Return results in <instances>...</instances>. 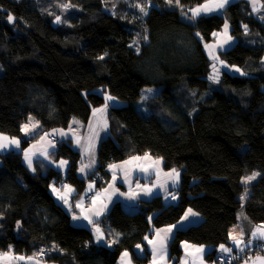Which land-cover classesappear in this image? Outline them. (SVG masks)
<instances>
[{
  "label": "trees",
  "instance_id": "1",
  "mask_svg": "<svg viewBox=\"0 0 264 264\" xmlns=\"http://www.w3.org/2000/svg\"><path fill=\"white\" fill-rule=\"evenodd\" d=\"M50 1L0 0V134L20 138L31 117L41 133L66 129L73 119L86 124L104 103L97 93L103 88L127 105L107 112V135L88 178L101 171L106 182L103 164L147 154L161 159L164 170L180 172L178 202L165 205L157 196L140 201L133 213L115 203L101 221L115 241L110 247L96 245L88 229L71 225L69 213L50 192L52 179L78 191L85 186L77 176L81 155L70 141L55 138L50 157L68 161L65 174L39 160L30 170L20 152L0 154V253L38 260L43 246L45 262L117 264L129 251L135 264H147L149 253L140 258L133 248L143 243L149 216L154 214L151 224L161 228L191 209L202 222L176 230L169 245L176 261L181 242L228 244L239 209L245 227L264 225V17H256L246 0L192 23L181 19L180 10L208 0H137L153 4L143 19L108 11L120 0H60L77 11L56 23ZM226 24L235 43L218 52V59L240 71H223L214 81L208 77L205 45ZM147 87L158 94L145 99L147 113H141L132 103ZM254 173L259 175L246 186L244 178ZM243 251L264 255V243L256 241Z\"/></svg>",
  "mask_w": 264,
  "mask_h": 264
},
{
  "label": "crops",
  "instance_id": "2",
  "mask_svg": "<svg viewBox=\"0 0 264 264\" xmlns=\"http://www.w3.org/2000/svg\"><path fill=\"white\" fill-rule=\"evenodd\" d=\"M214 1L216 3L218 2V0ZM246 1L248 2V0ZM211 2L209 1L208 3ZM230 2L228 1V3ZM222 9L223 8H218L217 10ZM206 14H214V12H209ZM230 43L234 44L235 41L231 40ZM212 54H214L212 58L208 56L210 61H214L215 59L219 60L218 53H216V51H213ZM222 65L224 67L223 69L228 68V66L224 63H222ZM225 71L239 74V71H236V69L224 70V72ZM99 114L101 120H103V116L106 119L107 109L103 112H99ZM99 114H94L92 111V115L86 124H82L77 120H72L69 124L72 126L70 130L60 131L62 129H55L47 133L49 136H54L57 141H70L72 148L79 152L84 162V159L87 160L88 158V150L91 144L94 143L96 134H98L101 138H104L107 135V123L105 120H103L104 130H102V128L99 126ZM30 119L31 118H29L22 125V136L20 138L8 137L6 135L0 134V137L8 138L6 140L0 139V143L7 145L6 147L0 148V154L8 153L10 151L20 152L24 165L30 170H33L34 163L39 160L61 174H65L69 166L68 161L63 159L53 161L51 159L50 155L55 149V142L48 140L47 136L41 135L39 122ZM25 125H28L29 128L27 132L24 130ZM13 139L19 141V147L10 143V141ZM24 139H31L26 147H22L21 145ZM98 145L99 143L97 141V146ZM97 146H95L96 155L98 151ZM25 151L28 152L31 158V167L29 166L28 161L25 159ZM61 161H66V163L61 166ZM111 165H116V167L112 168L110 167ZM111 165L107 167L105 171L107 176L106 183L100 187L93 179H90V177L88 178V176L92 175L98 166L97 157L93 158V160L89 163H86V168L81 165L77 169L78 178L85 180V186L82 191H78L71 185H69L67 188H61L54 185L53 187H50V192L55 201L69 213L71 225L88 229L91 232L93 242L96 245H105L108 247L113 244L115 238L113 236L107 235L105 227L101 224V221L109 214L112 206L115 203H120L124 210L130 213L137 211L140 201H149L157 196L162 198L165 205H174L178 202V195L176 191L180 183L179 171L175 170L174 173L173 169L164 170L161 159L154 158L147 154L132 156L125 159L124 161L112 163ZM82 167H84L83 172L81 171ZM177 173L178 176L176 175ZM87 195L92 196L89 205H87L85 202V197ZM173 197H175V199H173ZM65 200H67V203H65ZM78 204L79 207L77 206ZM188 210L189 209L185 210L182 217L176 223L161 228H154L151 224L154 214L149 216L147 219V230L145 235L147 239L144 237L143 243L139 244L140 247L135 246L133 248L134 254L142 258L145 253L148 252L149 262L147 264H216L215 260L208 259V256L213 252H216V254H224L225 252L221 251L220 246H198L187 242H181L179 247L182 254L179 259L175 261V259L170 258L169 245L176 230L186 229L202 222L201 215L193 210L192 212L196 213V215L189 214L187 217H185V214L188 212ZM97 213H99V215H97ZM85 217H88V219H85ZM237 222L238 221H236L235 225ZM235 225L230 228L229 233L236 232L235 228L237 226L233 229ZM245 228L247 233L248 228ZM97 229H99V232H97ZM169 229L170 231H168ZM98 236L100 237L99 239ZM242 239L246 241L248 239V235H244ZM231 240L232 239L229 236V243L227 245L232 247V253L227 255L224 254L226 256H232L234 252H242L241 248L237 247L234 243L230 244ZM249 247L250 245L245 247L243 250H246ZM200 248L203 249V252L196 251V249ZM153 249H155V252ZM4 253H7V255H2ZM4 253H0V264H43L39 262V260H37L33 255L14 254L11 252ZM124 253H127V256H125ZM19 257H24L25 259L21 260ZM28 257H33V259L29 260L27 259ZM46 264L51 263L49 262ZM117 264H135L132 260L131 252H122L117 260Z\"/></svg>",
  "mask_w": 264,
  "mask_h": 264
},
{
  "label": "rangeland",
  "instance_id": "3",
  "mask_svg": "<svg viewBox=\"0 0 264 264\" xmlns=\"http://www.w3.org/2000/svg\"><path fill=\"white\" fill-rule=\"evenodd\" d=\"M209 1L210 2L212 1V2L211 3H208ZM228 1L230 2V1H233V0H228ZM234 1H238V0H234ZM215 3L216 2L214 0H208V1H206L205 3H203V4L199 5V6H194V7H191V8L181 9L180 10V17L185 22L192 23L194 21V19H196L197 17L203 16V15H207L206 13H209V12H203V11H201L199 15L193 16V12H192L193 9L200 8L202 5H205V4H208L210 7H213L215 5ZM248 3L252 7V10H253V0H248ZM64 5H68V7H63ZM137 5H139V7H137ZM48 6H50V8H49L50 13H55V14H57V17L60 18L59 22H63V18L69 16L70 13H74V12L77 11L76 8L70 6L68 3H63L60 0H51L49 2ZM263 6H264V4H262V0H256L255 7H256L257 11H253V13H254V15L256 17H258V18H263L264 17ZM152 7H153V4H151L148 1H146L143 4V3H139L137 0H120V3L118 5L117 9H115L113 7V10H108V11H111V13H115L117 11H121L125 15L128 14V13H130L131 16H133V17H135L137 15L139 18L143 19L146 16V14L148 13L149 9L152 8ZM141 8H143L144 11H141L140 10ZM210 12L220 13L221 10H217L216 9V10L210 11ZM55 22L56 23H59V22H57V19L55 20ZM229 38L231 40H234L232 38V36L230 35V28L229 27H227V30H225V27H224L223 29H221V31L216 32V38L213 41H211V42H209V43L206 44V45H208L210 47H206V45H205V51L208 54V56L210 58H212L213 55H214V54H212L213 51H216V53H218L220 51H226V50L230 49L234 44L230 43L231 40H229ZM227 39H228V41H227ZM136 42L138 43V41L136 39H134V41L132 42L135 47L137 46ZM226 47H229V48H226ZM221 49H224V50H221ZM263 61H264V57H263ZM213 65H215V69L217 70V72H216L217 79L214 80V81H217L218 80L219 76L221 75V73L224 70H231V69L234 70L235 69V68H232V67H228V68L223 69L224 67H223L222 63L219 60H216V59L214 61L212 60V61H210V73H209V76H208L209 79L214 74ZM1 74H2V67L0 65V75ZM210 80H213V79H210ZM149 89H151V91H148ZM97 93L101 94L104 97V103L100 107L94 108L92 110L93 112H94V110H99V109H104V110L107 109V112H108L109 109L112 108V107H121V106L127 105V102L120 101L116 97L111 96L107 91H104L103 88L97 89ZM157 94H158V90L156 88H153V87L143 88V89H141L139 91L140 98L139 99L137 98L132 103V105H134V107L138 111H140L141 113H147V107H146L145 102H144L145 99L155 97ZM106 96H111L114 99H112V100H106L105 99ZM105 104H107V108L104 107ZM103 111H96L95 114L96 113L99 114V112H103ZM102 116H103V114H102ZM30 120H35V119L31 117ZM73 120H76V119H73ZM98 120H99V126H100V128H102V130H104L103 120H105L106 123H107V118L105 119V117L103 116V120H101V117H100V114H99L98 115ZM71 128H72V126L69 125L66 129H62L60 131L70 130ZM96 130H97V128H96ZM50 131H52V130H50ZM106 131H107V127H106ZM99 137L100 136L98 134H96L95 141H94L93 144H91V146H90V148L88 150L89 151V154H87V157L88 158H87V160L84 159V162L81 163L80 166L82 165V166L85 167L86 166V163H89L90 161L93 160V158L97 157L95 146H97V141H98V143H100V141L103 139V138H101V137L99 138ZM97 148H98V146H97ZM110 165H108V167ZM256 178H257V176L255 177V179H253V180L245 183V185L247 186L249 184H252L256 180ZM244 180H245V178H244ZM244 180H243V183H244ZM92 182H94V181H92ZM51 187H53V186H51ZM243 216H244V212L239 209V211L237 212V221L238 222H237L236 225L234 224L235 226L233 227V229L236 226H238V227L235 228V231L236 232H232L233 235H237L238 237H239V234L241 232L243 233V236L244 235L246 236V234L248 235V239L246 241L243 240L244 241V244H242V248L243 249L245 248V245H247V242L249 240L252 241V243L250 244V246H252V244L255 241H257V242H263L264 243V240L256 239V238H254L252 236V233L253 232H255L258 228L264 227V225L247 224L246 227L248 228V232L246 233V228L243 226V221H242V217ZM231 243H234L233 240L230 241V244ZM223 245L225 247H227V248H231L232 249V247H230L227 244H223ZM219 246H221V245H219ZM231 253H224V254L227 255V254H231ZM238 253H239V251H238ZM244 259L246 260L247 258L245 257ZM39 262H41L43 264L49 263V262H45V261H41V260H39ZM51 264H57V263L51 262Z\"/></svg>",
  "mask_w": 264,
  "mask_h": 264
},
{
  "label": "snow or ice",
  "instance_id": "4",
  "mask_svg": "<svg viewBox=\"0 0 264 264\" xmlns=\"http://www.w3.org/2000/svg\"><path fill=\"white\" fill-rule=\"evenodd\" d=\"M176 2L179 3V0H176ZM255 2H256V0H253V11H257V9H256V7H255ZM169 3H172V0H169ZM226 3H228V0H218V2L215 3V5H214L213 7H210V6L207 5V4L202 5L200 8H197V9H193V10H192V12H193V16H197V15H199L201 11H203V12H210V11H214V10H216V9H218V8H223L224 5H225ZM63 7H68V5H64ZM137 7H139V5H137ZM140 10H141V11H144L143 8H141ZM13 20H14V17H13L12 15H9V16H8V21L11 23V22H13ZM59 20H60V18L57 17V22H59ZM227 27H228V26H227V24H226V25H225V30H227ZM246 27H247V26H245V28H246ZM213 35H216V34L213 33ZM229 39H230V38H229ZM206 47H210V46L206 45ZM213 69H214V74L210 77V79L216 80V79H217V74H216L217 70L215 69V65H213ZM236 71H240V70H239V69H236ZM148 91H151V89H149ZM105 99H106V100H112V99H114V98L111 97V96H106ZM104 107L107 108V104H105ZM103 110H104V109L94 110V114H95L96 111H103ZM74 122H75V121H74ZM24 130H25L26 132L29 130L28 125H25V126H24ZM0 139L6 140V139H8V138H7V137H0ZM10 143L15 144L17 147H19V141H18V140L13 139V140L10 141ZM6 146H7V145H5V144H3V143H0V148L6 147ZM25 159L28 161L29 166L31 167V163H32V161H31V158H30V156H29V154H28L27 151H25ZM93 162H94V161H93ZM65 163H66V161H61V166H63V164H65ZM85 167H87V166H85ZM110 167L115 168L116 165H111ZM81 171H82V172L84 171V167L81 168ZM173 172L175 173V169H173ZM176 175L178 176V173H177ZM257 175H259V173H254L252 176L246 177L245 180H244V183H247V182H249V181L255 179V177H256ZM90 187H91V186H90ZM246 191H247V190H246ZM245 194H246V193H245ZM243 198H244V197H241V199H243ZM173 199H175V197H173ZM65 203H67V200H65ZM77 206L79 207V204H78ZM189 214H191V215H196V213H193L191 209L188 210V212L185 214V217H187ZM97 215H99V213H97ZM85 219H88V217H85ZM90 222H91V221H90ZM237 227H238V226H237ZM168 231H170V229H169ZM97 232H99V229H97ZM229 236H230V238L233 240L234 244H235L237 247L241 248V251H243V248L241 247V245L244 244V241H243V239H242V237H243V233L241 232V233L239 234V237H238L237 235H233V233L230 232V233H229ZM252 236H253L254 238H256V239L264 240V227H262V228H258L255 232L252 233ZM99 238H100V237L98 236V239H99ZM145 239H147V237H145ZM150 243H151V241H150ZM251 243H252V241L249 240V241L247 242V245H245V247L248 246V245H250ZM137 247H140V246L137 245ZM220 249H221L222 252H225V253H231V251H232L231 248H227V247H225L224 245H221V246H220ZM153 251L155 252V249H153ZM196 251H197V252H203V249H202V248H200V249H196ZM2 255H7V253H4V254H2ZM124 255L127 256V253H124ZM19 259L23 260V259H25V258H24V257H19ZM27 259L32 260L33 257H28ZM256 259H257L258 261H261V264H264V257H257Z\"/></svg>",
  "mask_w": 264,
  "mask_h": 264
},
{
  "label": "built area",
  "instance_id": "5",
  "mask_svg": "<svg viewBox=\"0 0 264 264\" xmlns=\"http://www.w3.org/2000/svg\"><path fill=\"white\" fill-rule=\"evenodd\" d=\"M42 135L47 136L48 140H50L52 142H55V140H56L55 137L47 135L46 132H42ZM103 165L106 168L108 167V164H106V163ZM92 179L98 184V186L106 183L105 178L103 176V173L101 171H97L92 176ZM51 183L53 185H58L61 188H67L68 187V183L65 180H62L60 182H56L55 179H52ZM91 199H92L91 195H87L85 197V202L87 205H89V203L91 202ZM255 255H257V254L253 251H250V252H247V251L244 252L243 251V252L237 253V255L235 256L236 259H233V257H231V256H226L224 254H216L214 257V260L218 264H238V263L240 264L242 262L250 260ZM36 256H37L38 260H44L48 256V252L43 246H41L40 250ZM245 257L247 258L246 260L244 259Z\"/></svg>",
  "mask_w": 264,
  "mask_h": 264
},
{
  "label": "water",
  "instance_id": "6",
  "mask_svg": "<svg viewBox=\"0 0 264 264\" xmlns=\"http://www.w3.org/2000/svg\"><path fill=\"white\" fill-rule=\"evenodd\" d=\"M257 257H264V255H255L252 259L242 262L240 264H261V261H258Z\"/></svg>",
  "mask_w": 264,
  "mask_h": 264
},
{
  "label": "clouds",
  "instance_id": "7",
  "mask_svg": "<svg viewBox=\"0 0 264 264\" xmlns=\"http://www.w3.org/2000/svg\"><path fill=\"white\" fill-rule=\"evenodd\" d=\"M41 135H42V133H41ZM47 135H48V133H47ZM54 137V136H53ZM254 257V256H253Z\"/></svg>",
  "mask_w": 264,
  "mask_h": 264
}]
</instances>
